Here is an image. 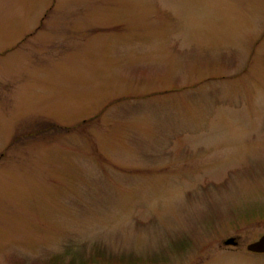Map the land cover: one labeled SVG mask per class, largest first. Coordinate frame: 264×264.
<instances>
[{"label":"rangeland","instance_id":"374dc122","mask_svg":"<svg viewBox=\"0 0 264 264\" xmlns=\"http://www.w3.org/2000/svg\"><path fill=\"white\" fill-rule=\"evenodd\" d=\"M263 219L264 0H0V264H264Z\"/></svg>","mask_w":264,"mask_h":264},{"label":"flooded vegetation","instance_id":"af4514ba","mask_svg":"<svg viewBox=\"0 0 264 264\" xmlns=\"http://www.w3.org/2000/svg\"><path fill=\"white\" fill-rule=\"evenodd\" d=\"M264 220V219H263ZM263 220H258V221H263ZM257 221V222H258ZM262 235H264V232H262L257 238H255L254 240H251V241H248L247 243H246V245H245V250H246V252H249V253H258V254H263L264 253V251H252V250H249L248 249V245L250 244V243H253V242H255V241H257ZM232 239L231 240V242H228V243H226V240L227 239ZM222 242H223V245H224V247H238L239 245H240V243H241V240H240V238L238 237V236H235V235H233V237L232 236H229V237H226V238H224L223 240H222Z\"/></svg>","mask_w":264,"mask_h":264},{"label":"water","instance_id":"95a60500","mask_svg":"<svg viewBox=\"0 0 264 264\" xmlns=\"http://www.w3.org/2000/svg\"><path fill=\"white\" fill-rule=\"evenodd\" d=\"M231 238L226 240V243L231 242ZM248 249L252 251H264V235H262L257 241L250 243Z\"/></svg>","mask_w":264,"mask_h":264}]
</instances>
